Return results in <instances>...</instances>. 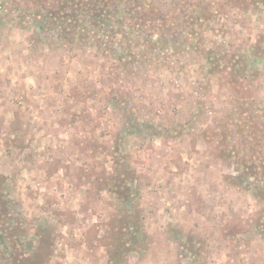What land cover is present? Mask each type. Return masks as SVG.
I'll return each mask as SVG.
<instances>
[{"label":"rangeland","instance_id":"374dc122","mask_svg":"<svg viewBox=\"0 0 264 264\" xmlns=\"http://www.w3.org/2000/svg\"><path fill=\"white\" fill-rule=\"evenodd\" d=\"M110 1L0 0V264H264V0Z\"/></svg>","mask_w":264,"mask_h":264},{"label":"trees","instance_id":"16d2710c","mask_svg":"<svg viewBox=\"0 0 264 264\" xmlns=\"http://www.w3.org/2000/svg\"><path fill=\"white\" fill-rule=\"evenodd\" d=\"M108 1L110 0H59V2L57 3L58 6L56 7V9L53 8V10H49L48 16L50 17V19L54 20L55 22H57L58 20H62V21H65V23H68L71 21L70 18L72 16H75L77 18L76 14L73 13V9H77L78 6L84 5V7H87L88 9H91V11H93L91 12L92 17L93 19H96L94 21L98 23L99 20L102 21L105 18H109L110 15L118 16L120 14L119 13L120 9L116 7L114 2L112 3L115 7H112V6L110 7L109 3L111 1L109 3ZM67 5L68 7H71L73 9L68 10ZM129 13L130 12H128V14ZM135 17L138 19L137 22L135 23L137 26H140L142 24L144 25L145 21H143L144 19L143 17L145 16L143 13H140L138 16H135ZM116 18L117 20L123 19L121 16H118ZM94 21H93V23H95L94 26H97L96 22ZM71 24L73 26L79 25V23L75 20L72 21ZM252 132H255V131H252ZM119 188H122L121 183L119 184ZM120 197H122V199L124 198L126 201L130 199L129 196L123 195V194L120 195Z\"/></svg>","mask_w":264,"mask_h":264}]
</instances>
